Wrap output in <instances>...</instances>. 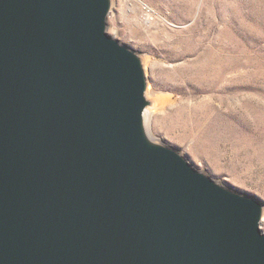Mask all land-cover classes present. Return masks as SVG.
Wrapping results in <instances>:
<instances>
[{
	"label": "water",
	"instance_id": "water-1",
	"mask_svg": "<svg viewBox=\"0 0 264 264\" xmlns=\"http://www.w3.org/2000/svg\"><path fill=\"white\" fill-rule=\"evenodd\" d=\"M114 0H0V264H264L263 203L149 134Z\"/></svg>",
	"mask_w": 264,
	"mask_h": 264
},
{
	"label": "rangeland",
	"instance_id": "rangeland-1",
	"mask_svg": "<svg viewBox=\"0 0 264 264\" xmlns=\"http://www.w3.org/2000/svg\"><path fill=\"white\" fill-rule=\"evenodd\" d=\"M107 32L145 58L153 137L264 205V0H114Z\"/></svg>",
	"mask_w": 264,
	"mask_h": 264
},
{
	"label": "bare ground",
	"instance_id": "bare-ground-1",
	"mask_svg": "<svg viewBox=\"0 0 264 264\" xmlns=\"http://www.w3.org/2000/svg\"><path fill=\"white\" fill-rule=\"evenodd\" d=\"M150 11H153L151 8H149ZM111 35V34H110ZM114 36V35H112ZM115 37V36H114ZM143 60H144V68H145V58L143 57ZM145 73H146V68H145ZM146 76H147V73H146ZM147 95L148 96H152L154 97L155 99V104L154 106H152L151 108H148L146 111H145V119H146V124H147V129H148V132L149 134H151L150 130H149V120L151 117L155 116L154 114V108L156 109L159 105H158V101H157V96H155L150 90H149V83H148V78H147ZM152 135V134H151ZM153 136V135H152Z\"/></svg>",
	"mask_w": 264,
	"mask_h": 264
}]
</instances>
